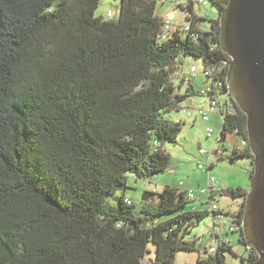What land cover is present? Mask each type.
Returning a JSON list of instances; mask_svg holds the SVG:
<instances>
[{"label": "trees", "instance_id": "16d2710c", "mask_svg": "<svg viewBox=\"0 0 264 264\" xmlns=\"http://www.w3.org/2000/svg\"><path fill=\"white\" fill-rule=\"evenodd\" d=\"M118 1L119 19L105 20L95 16L101 0H0V264H144L150 245L149 264H175L179 252L197 251L192 233L210 212L189 207V193L166 187L150 203L156 194L146 192L139 212L116 193L130 173L149 179L170 169L163 148L183 125L169 114L205 97L192 85L176 92L177 65L192 58L223 68L225 82L231 59L219 15L207 21L189 8L191 31L160 42L155 0ZM228 2L208 4L220 12ZM246 126L241 111L226 116L220 151L229 136H247ZM237 145L231 162L253 158ZM221 193L241 199L230 215L240 226L247 191H220L210 206ZM220 211L211 214L225 220ZM239 238L249 246L242 229ZM228 253L231 245L196 263L226 264ZM257 257L253 249L241 261Z\"/></svg>", "mask_w": 264, "mask_h": 264}, {"label": "rangeland", "instance_id": "374dc122", "mask_svg": "<svg viewBox=\"0 0 264 264\" xmlns=\"http://www.w3.org/2000/svg\"><path fill=\"white\" fill-rule=\"evenodd\" d=\"M156 1V13L165 22H170L177 27H183L187 25L186 14L182 10L176 7L177 3L183 4L186 0H155ZM121 9V1L118 0H101L100 5L95 13L96 17L103 18L105 20H118ZM205 10L210 12V17L207 21L215 19L219 15V11L212 4H206L204 11L200 10L197 5L194 7L196 15L205 16ZM172 17V19H170ZM191 65L197 66L199 75L193 83L201 88L206 82L205 77L202 74L203 64L202 61H195L192 58H185L183 65L178 64L179 72L189 74ZM180 66V67H179ZM175 79V78H174ZM194 100H200V98H193ZM176 118H181V115L174 113ZM208 126L215 130L213 137L208 138L206 135V129ZM222 130V121L215 120L210 125H202L201 122L194 127L191 125H183L182 132L179 135L177 143H166L164 150L171 158L170 169L163 174L157 175L153 178H138L134 174L127 175V189H119L116 193V197L120 198L125 195L126 199L134 202L137 207L136 211L139 212L144 203V195L146 192L155 193L156 195L150 196V203L158 201V195L162 193L165 187L176 189L178 192H194L196 201L189 203V207L198 206L203 211H208L210 214L198 224L194 230L193 235L198 238V245L196 252H179L176 257L175 264H197L198 254L202 253L205 249H208L214 244L213 230L214 219L211 214L210 202L205 194H202L207 188V181L209 175L199 170V165L203 164L206 168L209 162L206 157H202L200 148L211 153L212 150L216 151L218 145L215 146L217 136ZM239 143L237 136H229L226 140L225 146L227 152L222 151L223 158L219 160L216 156L212 155V161H214L216 168L210 172L211 177L223 178L233 184L246 183L250 186L248 180V172L250 162L247 159H239L235 162H231L227 154L231 151L233 145ZM217 179V180H218ZM152 197L154 199H152ZM111 201L113 199H110ZM221 210L225 209L231 200L227 197L216 199ZM202 202H205L202 205ZM210 210V211H209ZM225 223L222 224V230H228L229 220L226 218ZM192 235V236H193ZM236 236H231L234 249L233 253L226 255V264H243L241 257L246 255L245 247L239 246L236 241ZM151 254L144 259V264H149V260L154 258L155 246H149Z\"/></svg>", "mask_w": 264, "mask_h": 264}, {"label": "water", "instance_id": "95a60500", "mask_svg": "<svg viewBox=\"0 0 264 264\" xmlns=\"http://www.w3.org/2000/svg\"><path fill=\"white\" fill-rule=\"evenodd\" d=\"M219 20L220 46L231 59L227 91L246 116L253 156L240 224L244 240L258 255L252 264H264V0H229Z\"/></svg>", "mask_w": 264, "mask_h": 264}, {"label": "built area", "instance_id": "2783aa9c", "mask_svg": "<svg viewBox=\"0 0 264 264\" xmlns=\"http://www.w3.org/2000/svg\"><path fill=\"white\" fill-rule=\"evenodd\" d=\"M209 3V0H186V2H184L183 4L181 3H177L176 7L179 8L180 10L183 11V13L186 14V21L189 17V13L188 10L189 8H192L194 10L195 6H199L201 11H204V7L206 6V4ZM199 18L202 19H208L209 15H208V11L205 10V16H199L196 15ZM172 19V17L170 18ZM208 25V27H207ZM211 26V22H208V24H204L200 26V30L202 28V30L205 31H209ZM191 31V23L187 22L186 26L183 27H177L174 26L170 20L168 22L164 21V24L162 26V30L158 36L160 42H167L169 40L172 39V37L174 36L175 33H189ZM194 38H196L195 35H193ZM231 60L229 61V63L227 61L224 62V67L227 66V69L229 68ZM223 68H214V67H207L203 65V70H202V74L206 79V82L203 84L202 86V95H204L207 99V103L206 104H201L198 105L197 107L193 108V107H185L183 105V108L181 109V111H183L189 118H192L194 115H197L199 118L202 119V121L204 122H208L210 120V116L211 115H219L222 121V125L224 122V119L226 116L228 115H236L239 112V109L236 107L233 99L231 98V96L229 95L227 89L226 92L223 90L224 87L227 88L226 86V79L225 82L221 81V76L223 75L222 72ZM199 70L197 68V66L192 65L189 71V74H180L183 76H187L188 82L189 81H194L198 78V74ZM178 77V72H176L173 76L174 79V83L176 86V92L180 93L179 90V86H178V80H176ZM182 84V83H180ZM211 93V96H209L208 94ZM175 112H172L169 114V119L172 120L173 116H174ZM195 113V114H194ZM215 134V130L212 127H208L207 128V136L208 137H213ZM221 134H222V130L220 132V134L217 136V143H220L221 140ZM239 143H238V150L239 151H245L248 146H249V141L247 139V136H239ZM201 155L205 156L208 160H209V165L206 168L203 164L199 165V170H201L203 173L209 175L208 177V181H207V188L204 190V192H202L203 194H205L208 197H212V195H215L217 193H219L220 191L225 190L226 188L222 187L219 185V182L217 181L216 178L211 177L210 175V171H211V164H210V158L212 153L207 152L204 149L200 150ZM189 199L193 200L194 199V193L190 192L188 194ZM211 202V201H210ZM126 203L128 205H131L132 202L126 199ZM212 203V202H211ZM219 211V207L216 204H212L211 205V212H217ZM221 213V211H220ZM223 213V212H222ZM215 218V222H217L215 224V232L218 229L222 230V225H217L218 223H221L224 220V216L223 215H217ZM240 229H242V225L240 224V226H236L233 224H230L228 227V230L226 231V235H232V234H237L239 236V232ZM225 245H230V241L226 238V239H222L219 240L213 247L208 248L203 254H202V259L204 260H208L210 257H215V255L218 254V251L220 248H223ZM254 248L249 245L245 247V252L246 255L242 256L241 259L245 260V261H249V257L251 254V251ZM256 252V251H255Z\"/></svg>", "mask_w": 264, "mask_h": 264}, {"label": "crops", "instance_id": "0c3cea01", "mask_svg": "<svg viewBox=\"0 0 264 264\" xmlns=\"http://www.w3.org/2000/svg\"><path fill=\"white\" fill-rule=\"evenodd\" d=\"M184 61H185V59H183L182 60V62L180 63L181 65H183V63H184ZM192 66V65H191ZM180 67V66H179ZM178 70H179V68H178ZM176 71V72H178V77H177V79L176 80H178L177 82H178V86H179V90H180V93L181 94H184V93H186L187 92V88H189V85H192L194 88H196V89H200V88H198L194 83H193V81H189L188 82V79H187V76H183L182 77V75H180L181 74V72H179V71ZM182 74H184V73H182ZM180 83H182V84H180ZM202 88V87H201ZM197 98H200V100H194V101H192L193 100V98L192 99H189L186 103H185V107H193V108H195V107H197L198 105H201V104H206L208 101H207V99L206 98H204V97H197ZM178 114H180L181 115V118L179 117V118H176L175 117V115L173 116V118H172V122H174V123H176V124H181V125H187V124H189V125H191L192 127H194V126H196L197 124H198V122H201V124L202 125H210V124H212L215 120H219V122H221V118H220V116L219 115H211L210 116V120L208 121V122H204V121H202V119L201 118H199L197 115H194L192 118H189L183 111H180V112H178ZM195 114V113H194ZM208 127H210V126H208ZM206 135H207V129H206ZM208 137V136H207ZM208 138H211V137H208ZM236 144H238V143H236ZM218 145V149L216 150V151H214V149L212 150V155L213 156H216L219 160H222V159H224L223 158V155H222V153H221V151H220V145L217 143V141H216V144H215V146H217ZM233 148V147H232ZM202 148H200V150H201ZM232 150V149H231ZM212 155H211V158H210V164H211V171H213L215 168H216V165H215V163H214V161H212L211 159H212ZM202 157H205V156H203V155H201ZM227 156L228 157H230V156H233L232 155V153H231V151H229V154H227ZM226 159H228V158H226ZM249 162H250V165H249V169L247 170V172H248V180H247V182H249L250 181V179H251V176H252V174H251V172L253 171V166H252V159L251 158H246ZM208 160V159H207ZM208 162H209V160H208ZM210 171V172H211ZM218 179V178H217ZM218 182H219V185L220 186H222V187H224V188H226L227 190H230V189H232V190H236V189H238V188H240V189H244V190H246V191H248V189H249V184H246V183H239V184H233V183H231V182H229V181H227V180H225V179H223V178H220V179H218L217 180ZM166 188V187H165ZM164 188V189H165ZM225 189V190H226ZM163 192V191H162ZM187 193H190V192H187ZM192 193H194V192H192ZM203 194V193H202ZM218 194V193H217ZM216 194V195H217ZM208 197V196H207ZM223 197H225V196H223V194L221 193L220 195H218L217 196V199H219V198H223ZM228 198V197H227ZM230 199V198H229ZM194 201H196V197H195V194H194V199H193ZM231 200V199H230ZM241 199H238V200H231V203H228L226 206V208L225 209H223V210H221V212H223L225 215H228L227 217L225 216V218H227L228 220H229V224H228V227H229V225L231 224L230 222H231V218L232 217H230V215H235V214H237V212L239 211V209H240V205H241ZM205 202H202V205L204 204ZM219 206V205H218ZM194 208H196L197 210H199V211H203V210H201L200 208H198V206H194ZM210 208H211V206H210ZM220 208V207H219ZM210 211V210H209ZM213 216V215H212ZM213 219H215L214 218V216H213ZM214 221V228H215V224L217 223V222H215V220H213ZM226 221L225 220H223L221 223H218L217 225L219 226V225H222V224H224ZM226 231L227 230H221V229H218L216 232H215V230H213V234H212V236H213V239H214V244L211 246V247H213L219 240H222V239H228L229 241H230V245H231V247L234 249V245H233V241L231 240V236H236L237 238H236V241H235V243L237 242V243H239V236L238 235H234V234H232V235H229V236H227L226 235ZM192 235H193V233H192ZM195 240H196V246L198 245L197 243H198V238H197V236H195V235H193L192 236ZM239 246H240V244H238ZM210 248V247H209ZM207 249H205L202 253H199L198 254V257H199V255L200 256H202V254L206 251Z\"/></svg>", "mask_w": 264, "mask_h": 264}]
</instances>
